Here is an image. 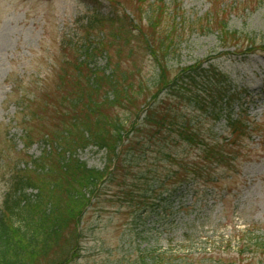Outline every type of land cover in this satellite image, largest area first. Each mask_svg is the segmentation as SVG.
I'll use <instances>...</instances> for the list:
<instances>
[{"label":"trees","instance_id":"1","mask_svg":"<svg viewBox=\"0 0 264 264\" xmlns=\"http://www.w3.org/2000/svg\"><path fill=\"white\" fill-rule=\"evenodd\" d=\"M106 1L109 14L96 10L82 24V45L71 41L65 45L73 49L74 61L67 62L60 75L62 102L56 104L53 127L23 130L25 147L17 153L0 205V264H68L69 258L56 255L62 251L61 255L74 257L84 214L110 183H119L123 199L137 208L140 219L153 212L159 213L160 221L164 204L172 205L170 200L179 198L182 187L202 206L210 196H217L212 188L229 179V172L236 169L245 143L264 137L260 124L248 114L244 93L222 70L198 62L172 76L169 68L181 42L179 32L186 28L203 35L216 34L223 48L238 46L242 37L229 27L231 5L216 0L222 4L218 11L185 19L179 6L171 8L166 0ZM107 28L109 41L104 40ZM133 42L148 50L158 66L152 95L147 83L136 89L131 73H124L119 80V65L107 75L95 64L117 44H121V55L123 46H134ZM254 50V45L248 49ZM108 63L113 66L112 58ZM145 92L149 93L146 102L142 108L134 107L130 122L112 113L117 107L134 105L139 99L135 95ZM36 112L31 113L33 120H38ZM38 137L50 150L33 160L27 152ZM90 146L106 152L104 170L89 168L78 159V151ZM150 151L159 156L158 163L163 159L175 168L164 174L159 167L144 175L133 171L141 167ZM188 153L191 157L183 158ZM122 176L134 180L127 184ZM168 184L173 189L168 190ZM30 190L37 195L31 197ZM260 250L264 254V244ZM156 259L157 263L166 260L161 253Z\"/></svg>","mask_w":264,"mask_h":264},{"label":"rangeland","instance_id":"2","mask_svg":"<svg viewBox=\"0 0 264 264\" xmlns=\"http://www.w3.org/2000/svg\"><path fill=\"white\" fill-rule=\"evenodd\" d=\"M166 1L171 8L177 4L185 19L204 17L222 6L216 0ZM224 2L232 6L230 29L242 37L238 46L223 48L216 34L203 35L186 28L179 32L181 42L168 62L169 68L174 76L181 68L198 62L213 64L244 93L249 116L264 130V0ZM96 10L101 14L111 12L106 0H0V205L17 153L25 147L23 130L53 127L56 104L62 102L60 75L66 63L74 61L73 49L65 45L70 41L82 45V24ZM104 36L105 41L110 40L109 28ZM252 44L257 50L249 52ZM120 45L99 56L96 66L109 75L119 65V80L124 73H131L130 81L137 90L141 83H147L151 87L148 91L154 94L152 83L158 66L149 51L133 42L134 46H123L119 55ZM146 94L135 95L139 99L134 105L117 107L112 113L130 122L134 107L142 108ZM32 111H37L38 120H33ZM263 139L245 143L243 158L229 172V179L212 188L217 196L213 194L208 203L199 206L182 187L179 198L170 200L172 205L164 204L166 210L160 221L159 213L153 212L140 219L137 208L123 199L119 183L105 185L100 198L94 199L84 214L74 257L63 256L62 251L56 257L69 258L68 264H264L260 250L264 244ZM46 150H50L49 144L38 137L27 156L36 160ZM77 157L92 169L102 171L107 165L106 152L96 146L79 150ZM157 157L148 152L141 167L133 171L142 175L159 167L164 174L175 168L163 159L158 163ZM190 157L189 153L183 155ZM29 158L26 162L33 167ZM121 179L127 184L134 180L132 176ZM199 183L202 185V181ZM167 188L173 186L168 184ZM29 195L35 197L37 191L30 190ZM160 253L166 260L157 263Z\"/></svg>","mask_w":264,"mask_h":264}]
</instances>
